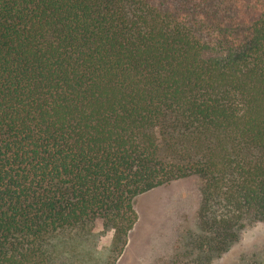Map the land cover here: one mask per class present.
Returning a JSON list of instances; mask_svg holds the SVG:
<instances>
[{
  "label": "trees",
  "instance_id": "trees-1",
  "mask_svg": "<svg viewBox=\"0 0 264 264\" xmlns=\"http://www.w3.org/2000/svg\"><path fill=\"white\" fill-rule=\"evenodd\" d=\"M188 176L199 249L264 221V0H0V264H115Z\"/></svg>",
  "mask_w": 264,
  "mask_h": 264
},
{
  "label": "rangeland",
  "instance_id": "rangeland-1",
  "mask_svg": "<svg viewBox=\"0 0 264 264\" xmlns=\"http://www.w3.org/2000/svg\"><path fill=\"white\" fill-rule=\"evenodd\" d=\"M200 180L188 176L157 186L134 201L135 224L115 264H248L264 257V221L246 223L239 237L218 255L200 240L204 233L196 209L200 203ZM92 232L87 248L97 249L102 260L112 231L102 222L86 226Z\"/></svg>",
  "mask_w": 264,
  "mask_h": 264
}]
</instances>
